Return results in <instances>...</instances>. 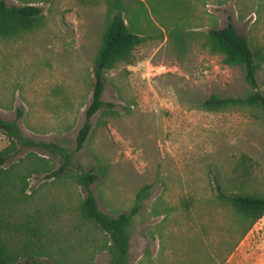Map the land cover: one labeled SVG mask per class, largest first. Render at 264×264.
<instances>
[{"label":"rangeland","instance_id":"rangeland-1","mask_svg":"<svg viewBox=\"0 0 264 264\" xmlns=\"http://www.w3.org/2000/svg\"><path fill=\"white\" fill-rule=\"evenodd\" d=\"M151 1L134 0L126 16L144 37L134 62L105 72L103 100L114 104V113L99 110L77 149L93 98L106 6L7 0L38 5L44 16L17 38L0 37V114L17 119L31 138L73 151L72 164L57 178L49 176L62 165L60 156L25 150L44 159L28 178V194L36 189L34 204L60 209L70 228L68 264L112 259L107 233L80 219L85 193L74 177L89 170L99 175L92 186L99 207L114 216L130 211L139 190L151 185L132 222L130 264H264V218L246 233L249 222L218 196V185L264 196V113L202 105L215 93L244 96L251 89L244 69L227 64L204 41L210 28L232 21L264 45V13L252 8L263 0ZM258 79L264 92V65ZM8 143L0 131V150ZM244 153L258 165L242 186L234 168Z\"/></svg>","mask_w":264,"mask_h":264},{"label":"trees","instance_id":"trees-1","mask_svg":"<svg viewBox=\"0 0 264 264\" xmlns=\"http://www.w3.org/2000/svg\"><path fill=\"white\" fill-rule=\"evenodd\" d=\"M93 4L94 0H82ZM107 10V20L102 42L95 60V84L92 101L86 110L85 122L77 136V149L86 142L92 129L91 119L99 111L114 113V104L103 100L106 77L105 72L117 64L134 62V51L144 41L138 32L133 31L126 16L134 0H98ZM141 3L151 0H136ZM157 1V0H155ZM238 2V0H236ZM239 4V2H238ZM253 12L264 13V0L253 4ZM42 7L25 3L8 4L0 0V37L12 39L32 29L43 18ZM205 46L214 53H220L229 65L244 69L246 81L251 89L244 96H222L212 94L202 105L209 111H220L230 107L257 109L264 113V92L259 86L258 75L264 65V45L241 34L234 22L226 26H214L205 34ZM22 111H18V118ZM0 131L8 140V145L0 150V264H68L67 244L70 229L58 216L57 207L38 206L34 195L36 189L28 194V178L43 166L42 159L32 151L40 148L62 158V165L49 177H62L72 164L73 151L55 143L37 141L28 136L17 119L7 120L0 114ZM258 165L252 157L242 154L234 172L242 177L241 184L247 182ZM44 169V168H43ZM75 182L85 197L79 207L80 219L100 227L110 239L112 259L110 264H130L131 226L134 217L151 195V185L142 187L136 195L135 203L128 212L116 216L105 213L93 193L92 186L99 180L94 170L75 174ZM218 196L233 207L249 222L246 233L264 217V196L255 192H226L218 185ZM77 224L74 228H79Z\"/></svg>","mask_w":264,"mask_h":264},{"label":"crops","instance_id":"crops-1","mask_svg":"<svg viewBox=\"0 0 264 264\" xmlns=\"http://www.w3.org/2000/svg\"><path fill=\"white\" fill-rule=\"evenodd\" d=\"M263 218H264V217H263ZM263 218H262V219H263Z\"/></svg>","mask_w":264,"mask_h":264}]
</instances>
